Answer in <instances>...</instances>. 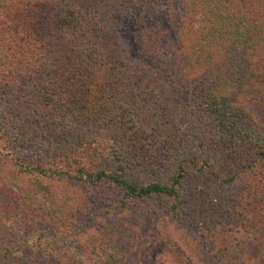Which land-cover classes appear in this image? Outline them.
<instances>
[{
    "label": "trees",
    "instance_id": "1",
    "mask_svg": "<svg viewBox=\"0 0 264 264\" xmlns=\"http://www.w3.org/2000/svg\"><path fill=\"white\" fill-rule=\"evenodd\" d=\"M150 237L264 264V0H0V264Z\"/></svg>",
    "mask_w": 264,
    "mask_h": 264
},
{
    "label": "rangeland",
    "instance_id": "2",
    "mask_svg": "<svg viewBox=\"0 0 264 264\" xmlns=\"http://www.w3.org/2000/svg\"><path fill=\"white\" fill-rule=\"evenodd\" d=\"M149 222H147L148 224ZM71 229H68L65 234L70 233ZM147 246H146V251H142L139 252L140 254H142V258H140L141 260V264H159V260H161L162 256L166 257V253H165V245L163 243L162 244H158L154 241L153 238H149L147 240ZM170 247V246H169ZM168 247V248H169ZM167 252H170V248L169 251L167 249ZM170 260H168L167 262H169Z\"/></svg>",
    "mask_w": 264,
    "mask_h": 264
}]
</instances>
